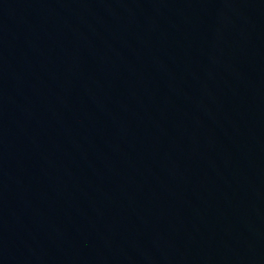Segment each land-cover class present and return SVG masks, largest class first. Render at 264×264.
I'll return each instance as SVG.
<instances>
[{
    "label": "water",
    "instance_id": "obj_1",
    "mask_svg": "<svg viewBox=\"0 0 264 264\" xmlns=\"http://www.w3.org/2000/svg\"><path fill=\"white\" fill-rule=\"evenodd\" d=\"M0 264H264V0H0Z\"/></svg>",
    "mask_w": 264,
    "mask_h": 264
}]
</instances>
